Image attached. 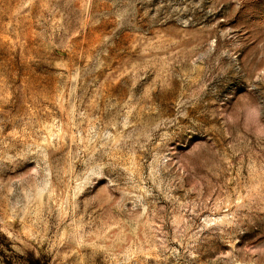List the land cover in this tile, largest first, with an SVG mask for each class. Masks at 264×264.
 Wrapping results in <instances>:
<instances>
[{"label": "rangeland", "instance_id": "1", "mask_svg": "<svg viewBox=\"0 0 264 264\" xmlns=\"http://www.w3.org/2000/svg\"><path fill=\"white\" fill-rule=\"evenodd\" d=\"M264 0H0V264H264Z\"/></svg>", "mask_w": 264, "mask_h": 264}, {"label": "clouds", "instance_id": "2", "mask_svg": "<svg viewBox=\"0 0 264 264\" xmlns=\"http://www.w3.org/2000/svg\"><path fill=\"white\" fill-rule=\"evenodd\" d=\"M229 120L234 125L243 126L257 139H264V106L254 103L247 96L237 98Z\"/></svg>", "mask_w": 264, "mask_h": 264}]
</instances>
